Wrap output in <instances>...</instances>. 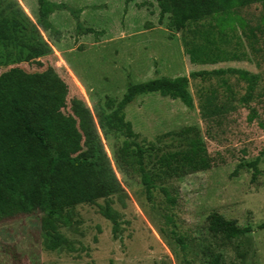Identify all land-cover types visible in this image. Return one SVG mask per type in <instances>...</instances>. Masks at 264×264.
Returning a JSON list of instances; mask_svg holds the SVG:
<instances>
[{"label": "rangeland", "instance_id": "1", "mask_svg": "<svg viewBox=\"0 0 264 264\" xmlns=\"http://www.w3.org/2000/svg\"><path fill=\"white\" fill-rule=\"evenodd\" d=\"M30 24L38 18L36 0H13ZM12 0H0V13ZM61 7L50 15L52 31L37 27L49 53L36 59L2 63L0 55V151L5 168L21 156L11 129L9 97L49 114L52 103L36 91L49 80L68 86V101L80 99L93 108L111 103L115 108L129 82L188 77L192 108L159 94L138 97L124 108L133 140L146 149L145 171L152 175L157 158L183 159L190 143L200 141L196 157L205 167L195 173L156 179L153 197L146 196L135 147L122 135L102 136L104 149L122 186L124 204L116 198L111 208L119 214L115 235L100 212L103 199L75 206L63 213L68 224L54 220V230L36 212L0 222V264H264V155L253 170L237 169L253 161L264 147V130L248 123L254 108L264 123V81L253 97L242 102L246 84L236 75L192 73L229 68L264 75V36H252L262 14L259 4L236 14L246 23L235 26L226 40L208 45L199 37L208 19L177 30L166 15L160 18L155 0H58ZM204 64L192 63L188 49L203 47ZM220 58L217 63L212 60ZM236 56V58H234ZM31 85L32 93L22 90ZM166 187L174 203L165 200ZM213 213L235 221L246 233L233 240L212 235L207 217ZM60 242L50 250V235Z\"/></svg>", "mask_w": 264, "mask_h": 264}, {"label": "trees", "instance_id": "2", "mask_svg": "<svg viewBox=\"0 0 264 264\" xmlns=\"http://www.w3.org/2000/svg\"><path fill=\"white\" fill-rule=\"evenodd\" d=\"M58 0H36L38 18L35 25L30 24L16 1L9 3L0 13V55L2 63L28 61L49 53L37 35V27L43 31H52L49 21L51 14L61 7ZM133 1V0H130ZM159 8L160 18L168 16L171 24L182 30L189 24H198L208 19L210 23L204 32H199L208 45H214L216 38L226 40L235 26L241 29L246 23L236 14L240 9L251 4H259L262 14L258 19L256 29L249 27L248 32L255 36L259 32L264 36V0H155ZM193 45L188 49L192 63L204 64L206 56L203 50L207 48ZM203 49V50H202ZM212 60L215 64L220 58ZM236 58V56L234 57ZM212 74L236 75L246 84V93L242 102L253 97L254 90L263 74H252L239 69H225L211 72L192 73L191 77H201ZM22 90L32 93L31 85L23 86ZM159 94L179 100L188 109L192 108V98L188 91V77L158 78L144 83L129 82L122 99L113 108L111 103L105 106H95V119L92 111L77 98L68 101V86L61 79L49 80L36 91L39 100L52 103L49 114H41L28 104L20 102L15 97H9L11 108L12 135L20 147L21 156L15 166L5 168L0 151V222L18 216H28L36 212L45 215V224L54 230V220L68 224V215L63 213L77 205L92 203L98 199L104 200L100 207L103 217L112 224L115 235L120 226L119 214L111 208L112 198L124 204L122 186L111 166L104 149L102 136L109 133L122 135L127 143L135 147L141 182L149 200L153 197L156 179L162 176H172L195 173L206 165L196 157L200 149V141L190 143V149L183 159L173 164L172 156L163 155L157 158V169L149 175L145 171L143 158L147 152L133 140L134 133L131 124L124 120V108L138 97ZM257 121L264 130L256 109L250 108L248 123ZM264 155V147L253 161L239 164L237 169L253 170L252 180L259 173L258 163ZM167 203L172 205L173 198L169 196L166 187H161ZM207 228L212 235H221L233 240L248 231L239 228L235 221L226 220L221 215L213 213L207 217ZM264 228V223L259 226ZM60 235L54 232L50 235V250H54L60 242Z\"/></svg>", "mask_w": 264, "mask_h": 264}]
</instances>
